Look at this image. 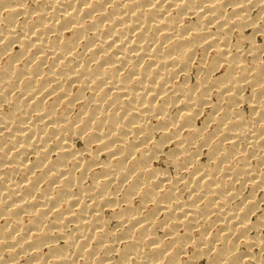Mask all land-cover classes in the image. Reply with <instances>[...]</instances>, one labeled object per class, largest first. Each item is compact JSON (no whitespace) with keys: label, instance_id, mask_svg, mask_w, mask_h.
<instances>
[{"label":"bare ground","instance_id":"bare-ground-1","mask_svg":"<svg viewBox=\"0 0 264 264\" xmlns=\"http://www.w3.org/2000/svg\"><path fill=\"white\" fill-rule=\"evenodd\" d=\"M0 264H264V0H0Z\"/></svg>","mask_w":264,"mask_h":264},{"label":"rangeland","instance_id":"rangeland-1","mask_svg":"<svg viewBox=\"0 0 264 264\" xmlns=\"http://www.w3.org/2000/svg\"><path fill=\"white\" fill-rule=\"evenodd\" d=\"M247 32H248L249 34H251V31L247 30ZM261 39H262V38H260V37L258 38V43H259V44H261V42H262Z\"/></svg>","mask_w":264,"mask_h":264}]
</instances>
